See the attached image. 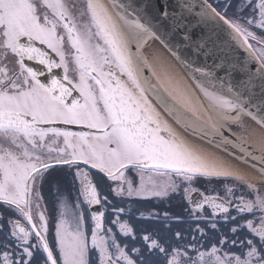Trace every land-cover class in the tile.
I'll use <instances>...</instances> for the list:
<instances>
[{
  "label": "snow or ice",
  "instance_id": "6c2138e0",
  "mask_svg": "<svg viewBox=\"0 0 264 264\" xmlns=\"http://www.w3.org/2000/svg\"><path fill=\"white\" fill-rule=\"evenodd\" d=\"M113 7L115 13L100 0H88L90 25L81 30L65 0H0V264H264V181L258 187L238 170L209 162L172 129L149 98H155L185 129L219 137L224 145L239 149V159L264 175V132L253 143L249 138L257 130H249L248 125L251 119L264 129V35L251 30L264 33V0H176L178 11L170 12L164 5L156 10L161 20L171 19L175 27L185 28L187 46L203 57L201 66L183 63L204 96L208 120L201 119L189 103L177 101L158 78L154 82L143 74L147 59L141 49L150 39H159L148 5L115 0ZM42 8L48 11L41 12ZM189 17L194 24H189ZM92 27L103 45L92 43ZM192 27L200 28L195 39ZM60 28L64 34L58 32ZM65 35L74 49L71 56L64 49ZM37 42L46 48L36 46ZM234 44L247 52L242 67L235 62ZM9 55L16 60L10 62ZM25 57L37 60L49 73L61 68L63 75L53 74L44 83L43 72L26 65ZM70 62L78 76L75 80L69 76ZM237 70L243 78H236ZM57 122L86 126L89 131L42 127ZM225 131L229 136H224ZM80 161L98 170L95 178L79 168ZM54 165H76L78 195L71 218L69 204L60 198L50 242L40 189ZM129 168L140 174L137 188L125 177ZM173 176L189 187L182 189ZM196 178H231L244 186L250 198L243 192L236 196L239 189L225 186L230 199L195 190L201 199L193 201L189 193ZM106 181L117 182L109 190L119 197L159 198L182 192L194 205L191 211L202 213L209 206L211 215L198 218L207 219L213 230L221 220L231 225L228 231L236 238L228 241L222 236L218 243L238 245L240 252L215 245L199 251L192 246L196 257L188 256L163 235L168 222H181L168 213H149L161 227L140 229L137 244L135 230L119 219L130 209L110 205L108 197L100 194L98 185ZM81 202L101 208L89 213L87 225ZM106 206L116 217L107 224ZM114 227L132 242L118 239ZM198 231L204 234L203 229ZM242 232L246 235L240 239L237 234ZM174 235L182 238L181 231Z\"/></svg>",
  "mask_w": 264,
  "mask_h": 264
},
{
  "label": "flooded vegetation",
  "instance_id": "af4514ba",
  "mask_svg": "<svg viewBox=\"0 0 264 264\" xmlns=\"http://www.w3.org/2000/svg\"><path fill=\"white\" fill-rule=\"evenodd\" d=\"M88 0H65V3L71 8L72 15L74 19L77 21L78 28L84 30V26L90 25V16L87 12ZM48 11L46 9H41V12ZM81 13H84L81 15ZM49 15H51L49 11ZM229 17L231 18V12L229 13ZM252 31L256 32L257 35H264V33L259 30L253 28ZM60 34L63 33V29H58ZM96 30L92 27V43L93 44H101L103 45V41L100 37L95 34ZM22 42H27L26 38H23ZM252 42V41H250ZM39 43V42H37ZM254 43V42H253ZM258 47V45H257ZM64 49L66 53L71 56V53L74 49L71 48L67 36L65 35L64 40ZM10 62H14L16 57L13 55H9L8 57ZM59 59V57H58ZM18 67V65H16ZM70 71L69 76L73 80L77 79L78 76L75 72V66L70 62ZM43 68V67H42ZM61 123L62 122H57ZM65 125V124H64ZM66 130L72 132H80V131H89L86 126L69 124ZM51 139V134L48 138ZM63 138H60V144L62 146ZM41 155H47L46 153H41ZM54 155V154H53ZM79 168L83 171L89 172L93 178L98 174V170L92 169L90 165L85 166L82 161L78 162ZM77 171L76 165H54V169L50 170L51 176H49L48 181L43 184L40 189L41 195L43 197V204L46 207V214L49 217V239L51 242V238L54 235L55 223L57 221L59 210H60V198H65L66 202L69 204L67 209L68 217L69 210L72 209L75 211L74 205L76 203V197L78 195L77 188L78 185L74 183L73 173ZM47 175V174H46ZM100 175H103L100 173ZM148 173H145L147 178ZM125 177L131 181L133 188L139 187L140 184V174L136 169L129 168L125 171ZM155 179L162 180L163 177H154ZM173 179L178 183L181 182L180 177L173 176ZM117 186V182L106 181L103 185H98L100 189V194L102 196H107L110 205H115L119 207H124L126 209H130V212L125 214H120L119 219L121 221H127L130 226L135 230L136 233V243H140V229H153L159 228L161 225L154 218H150L148 216L149 213H159L161 216L164 213H168L172 217L179 216L181 222L170 221L167 224V231L163 233L165 238L173 245V247H180L182 250H186L188 252V256L195 258L196 252L193 251V247L199 251L210 250L212 245H215L219 248H222L223 251L235 252L239 253V246H233L232 244L225 242L223 245L219 244L218 241L222 238V236H227L228 241L235 239L236 236H233L229 231V227L231 225H225L221 220L220 223L217 224V229L213 230L210 226V223L207 219L198 218V217H209L211 215V209L209 206H205L203 212H193L191 211L194 205L190 204L188 200L185 198L182 192L180 193H170L168 197H153V196H135L132 197H119L116 196L113 192L109 190V188H115ZM126 186V185H125ZM181 188L189 187V185L184 182L180 183ZM225 186L234 187L239 189V191L235 192L236 196H239L242 192L245 194L246 198H250L247 192L244 189L242 184L232 180L231 178H211V179H203L196 178L195 181L191 184V188L194 189L189 195L193 201H199L201 196L195 190H199V193L208 196L219 195L220 197H224L226 199H230L231 197H227L225 193ZM257 186L260 187L261 184L257 183ZM107 211L105 213V223L107 224L109 219H116L115 216H110L111 207L106 206ZM80 208L85 211V223L86 225L91 223L89 213L91 212L90 206H85L83 202L80 204ZM141 213H144V216H141ZM235 215V212L231 213ZM249 219L252 217H248ZM36 219V213L34 209V220ZM217 220L220 219L219 215L216 217ZM22 223L26 222L21 220ZM198 229H203L204 234L202 235ZM113 231L118 233V239L122 240L125 243H131L132 241L124 237L122 233H119L118 227H114ZM181 231L182 238L175 237V232ZM240 239H243L246 233H238L237 234ZM159 239V237H157ZM90 240V235H89ZM185 246H188L185 248ZM187 259V257H185Z\"/></svg>",
  "mask_w": 264,
  "mask_h": 264
},
{
  "label": "water",
  "instance_id": "95a60500",
  "mask_svg": "<svg viewBox=\"0 0 264 264\" xmlns=\"http://www.w3.org/2000/svg\"><path fill=\"white\" fill-rule=\"evenodd\" d=\"M100 2H102L110 12L115 13L116 10L113 7L115 0H100ZM135 2L138 6L145 4L148 5L146 9L148 15L152 17L153 23L158 25V28L154 30L157 31L159 39H150L141 49V55L147 59V65L143 69V74L145 76L153 77L154 82L156 78H158L162 87L176 97L177 101L189 103V106L194 108L196 114L199 115L201 119L208 120V114L205 111L207 105L204 96L202 95L196 80L193 79L190 69L183 63V61L187 60L189 63L195 62L197 66H201L204 62L203 57L195 56L192 47L187 46V42L183 39L185 28L175 27L171 19L161 20L156 11L161 5L168 6L170 12L178 11L176 0H135ZM188 22L189 24H194V18L189 17ZM191 34L195 39L200 34V28L192 27ZM36 46L46 48V46L40 45L39 43H37ZM233 47L235 49V62L238 66L242 67L244 61L247 59V52L244 48L239 47L238 45L234 44ZM131 49L133 52L136 51L135 44L131 46ZM50 55L59 61L54 53L50 52ZM208 63H211V61L209 60ZM25 64L38 71H42L43 75L40 79L44 83H49L53 74L57 77L63 75V70L61 68L53 69L52 72L49 73L44 65H41L37 60H29L27 57H25ZM250 67L254 70L256 65L253 63ZM153 73L155 76H153ZM234 75L237 79L243 78V73L239 70H237ZM77 95L78 93H73V96ZM149 98L161 112L163 118L167 120L172 129H174L185 142L193 146L201 155L206 157L209 162L228 165L234 170H238L244 174L249 180L262 184V181H264V175L260 173L258 168H253L251 164L244 163L239 159V149H236L231 145H224L219 137L213 139L200 131L194 132L191 129H185L164 111L155 98ZM68 99L70 102L72 97H69ZM248 125L249 130L253 128L257 130V134L249 139L253 143L258 142L260 133L264 132V129H260L259 125L251 119L248 120ZM49 126L62 129L69 127L61 123L42 125V127ZM224 136H229L228 131L224 132ZM90 208L91 211L101 210L100 206L97 205H91Z\"/></svg>",
  "mask_w": 264,
  "mask_h": 264
},
{
  "label": "rangeland",
  "instance_id": "374dc122",
  "mask_svg": "<svg viewBox=\"0 0 264 264\" xmlns=\"http://www.w3.org/2000/svg\"><path fill=\"white\" fill-rule=\"evenodd\" d=\"M72 214H73V210H72V209H70V210H69V218H71V217H72Z\"/></svg>",
  "mask_w": 264,
  "mask_h": 264
}]
</instances>
